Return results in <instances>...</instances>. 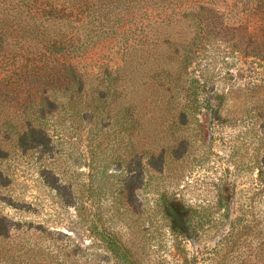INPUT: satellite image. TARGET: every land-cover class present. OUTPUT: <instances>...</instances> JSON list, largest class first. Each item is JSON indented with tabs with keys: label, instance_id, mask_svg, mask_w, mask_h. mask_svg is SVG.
Masks as SVG:
<instances>
[{
	"label": "rangeland",
	"instance_id": "1",
	"mask_svg": "<svg viewBox=\"0 0 264 264\" xmlns=\"http://www.w3.org/2000/svg\"><path fill=\"white\" fill-rule=\"evenodd\" d=\"M257 1L173 5L193 7L186 23L151 7L127 42L112 21L86 23L68 56L83 89L31 70L38 39L0 51V264H264ZM184 34L180 70L160 51Z\"/></svg>",
	"mask_w": 264,
	"mask_h": 264
},
{
	"label": "trees",
	"instance_id": "2",
	"mask_svg": "<svg viewBox=\"0 0 264 264\" xmlns=\"http://www.w3.org/2000/svg\"><path fill=\"white\" fill-rule=\"evenodd\" d=\"M189 0H0V51L8 52L21 42H27L31 39H38V42L45 46L41 49L35 48L27 51L28 60L33 65L31 70L38 74L42 79L48 82L55 81V76L60 70L67 74L76 75L77 69L73 62L68 58L73 49L76 48V39L79 29L88 22H98L103 25L104 22L112 21L113 38L122 36L127 38L125 42L134 35L132 26L141 27L144 25L142 20L152 14L151 7H156V15L165 14L163 21L167 20L176 23L184 22L193 15L191 8L185 7L178 14L175 13L173 5L179 6ZM179 4V5H177ZM257 4H264V0L257 1ZM203 7V5H202ZM199 7L200 10L203 8ZM172 8V12L168 11ZM190 10H189V9ZM188 9V10H187ZM159 11V12H158ZM61 12V17L54 14ZM178 15V17H177ZM87 19V20H86ZM55 20H64L62 26L56 28ZM60 23V22H59ZM140 24V26H139ZM66 27V31L62 29ZM69 29V30H68ZM190 37L184 34L180 40L176 41L174 48L161 49L167 58L173 59L174 56H181L178 60V69H187L193 53L190 46ZM134 40H136L134 38ZM142 40L139 39V41ZM32 41V40H31ZM137 44L127 45L124 43V54L134 56L140 49ZM142 52V51H141ZM139 53V56L141 55ZM136 56V55H135ZM61 61V62H60ZM160 65V64H159ZM155 66V71L160 70V66ZM162 70L166 69L162 65ZM173 67V66H172ZM169 68V66H167ZM67 89L76 85L80 89L84 88L85 82L78 76L72 81L64 80ZM130 104V103H129ZM124 104L120 108L122 115L130 110L131 106ZM124 118V117H123ZM125 123V122H124ZM126 124V123H125ZM122 126V125H121ZM24 135H46L41 127L31 126ZM109 245L112 250L120 255V247L116 241L110 240ZM118 247V249H116ZM122 251V250H121ZM121 256L127 255L124 251Z\"/></svg>",
	"mask_w": 264,
	"mask_h": 264
}]
</instances>
